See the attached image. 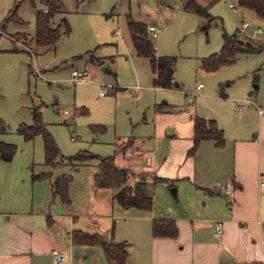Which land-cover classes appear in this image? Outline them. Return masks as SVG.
<instances>
[{
    "label": "crops",
    "instance_id": "crops-1",
    "mask_svg": "<svg viewBox=\"0 0 264 264\" xmlns=\"http://www.w3.org/2000/svg\"><path fill=\"white\" fill-rule=\"evenodd\" d=\"M14 1L0 0V52L6 54L19 50L40 54L45 48L35 45L32 40L34 34L31 36L15 28L7 31L11 23L25 24L18 13V20L8 19ZM239 8L247 11L242 13L241 22L247 17L251 23L258 22L252 23L253 26L261 27L259 23L264 26V17H257L253 11L240 5ZM39 10L42 9H35L34 17ZM66 15L62 10L56 13L54 20L60 17L56 25L63 18L67 20ZM145 24L147 27L157 26L155 22ZM117 31L120 29H116L114 35L126 45L121 31V38ZM21 33L27 35V41L16 38L15 35ZM2 37L8 38L13 47L1 44ZM258 39L241 41L264 45V37L259 36ZM263 51L264 47L260 52ZM109 60L108 57H92L91 63H97L107 73L115 75L109 68ZM174 75L175 85L163 88L154 84L155 74L151 71V86L158 90H175L178 83ZM200 84L196 86L197 91L203 88H198ZM222 92L224 96H219L226 98ZM257 102L261 103L258 97L251 101L259 114L257 136L248 135V128L239 124L230 127L228 123L229 128L226 127L217 115L197 114L193 106H176L167 94L155 98L149 116L145 110L150 106L139 105L134 121H130L132 129L119 133L114 126L111 141L107 143L109 151L103 155L92 153L101 157L113 156L115 165L126 170L125 183L115 189L96 188L93 177L99 169L98 160L74 164L63 161L54 169L46 165L47 170L39 172H35L32 166L30 184H27L30 190L26 189V182H23L26 186L22 191L17 180L12 182L9 179V188L4 191L5 186L2 187L0 182V264H54L53 249L66 255L65 264H107L98 245H75L72 234L80 231L98 235L106 242H126L113 238L115 222L119 218L116 214L121 211L119 208H135L142 214L135 218L143 221L139 232L131 230L127 237L131 242L128 243L126 264H129V249L136 243L135 238L136 241L141 240L139 246L146 250L138 264H161L165 258L171 257L169 252L174 255L171 264L264 263V223H261L264 220V108ZM194 117L217 123L225 139L222 148L205 139L192 155L188 154L193 143ZM49 172L50 178L37 181L31 178L32 173ZM62 175L71 178L68 205L63 204L52 189L51 182ZM126 187L133 191L143 187L145 193L152 196L151 210L145 214L136 207L119 205L114 195ZM160 193L168 204L171 203L170 197L177 201L178 196L180 211L171 214L170 210L164 213V210L156 208L154 196ZM157 219L174 220L178 236L175 239L153 237L152 221ZM217 221L222 226L221 235L215 233ZM89 246H98L101 251L92 250L97 256L91 261H88V255H84Z\"/></svg>",
    "mask_w": 264,
    "mask_h": 264
},
{
    "label": "rangeland",
    "instance_id": "rangeland-1",
    "mask_svg": "<svg viewBox=\"0 0 264 264\" xmlns=\"http://www.w3.org/2000/svg\"><path fill=\"white\" fill-rule=\"evenodd\" d=\"M60 1L61 10L67 13L70 33L63 35L54 47L35 55L19 50L0 52V118L7 125L0 140L17 147L10 161L0 158V182L2 187L5 186L4 191L9 188V179L17 180L23 191L30 184L32 166L35 172L48 168L44 165L41 137L24 140L17 133L19 124L32 122L31 110L37 106L41 107L46 128L65 157L79 150L101 155L108 152L107 143L111 141L114 126L119 133L130 131L133 127L130 121H134L139 105L150 106L145 110L149 116L152 103L162 94H167L176 106H193L197 114L217 115L226 127L239 124L248 128V135L257 136L259 114L251 101L258 97L261 103H257L264 108V51L239 52L235 62L212 71L200 67L202 59L220 51L223 33L234 34L243 19L242 13L247 12L239 8L237 0H196L208 9L212 21L185 9L184 0ZM230 4H234L237 11L230 8ZM37 8L45 9L41 0L23 1L17 13L25 24L11 23L7 31L15 28L33 36ZM129 17L134 21L155 22L159 27V33L151 40L157 55L176 58L174 77L178 88L175 90H158L151 86L148 61L136 56L130 42L126 26ZM58 18L53 21L55 26ZM244 19L248 20L247 17ZM259 25L264 29L262 24ZM116 29H120L126 45L114 35ZM15 36L19 40H28L25 33ZM3 43L13 47L6 37H2ZM92 57H108L109 68L115 75L107 73L97 63L93 65ZM72 70L89 74L85 79L72 82ZM199 83L203 88L197 91ZM102 87L106 93L101 96ZM221 91L226 98L219 96ZM26 189H29L28 185ZM170 198L168 204L163 194H155L154 206L164 213L168 210L171 214L179 212V197L177 201L173 196ZM119 210L113 238L129 243L127 237L131 230L139 232L143 223L135 217L142 214L135 208ZM140 212L146 214L143 210ZM136 240L129 249V264H138L144 258L146 250L139 246L141 240ZM92 250L101 252L98 246H89L84 253L88 255V261L96 259L97 253ZM169 253L171 257L161 264H171L174 255Z\"/></svg>",
    "mask_w": 264,
    "mask_h": 264
},
{
    "label": "trees",
    "instance_id": "trees-1",
    "mask_svg": "<svg viewBox=\"0 0 264 264\" xmlns=\"http://www.w3.org/2000/svg\"><path fill=\"white\" fill-rule=\"evenodd\" d=\"M25 0H15L10 11L8 19H17V10L20 4ZM45 9L39 10L35 16V33L32 38L37 47L49 49L53 47L61 35L70 32V27L65 18L53 26L54 16L62 9L60 0H41ZM80 1V0H78ZM92 1V0H88ZM241 7L247 8L254 12L257 17H264V0H238ZM184 8L192 10L201 17L209 21L213 17L209 14L207 8L201 7L194 0H184ZM131 44L136 55L146 58L149 62L151 71L155 74L154 84L163 88H170L175 85L173 80L176 58L171 56H157L155 45L149 35L147 25L140 21H134L130 18L127 23ZM223 44L219 52L204 58L200 62V67L206 71H212L222 65L235 62L236 54L239 52L262 51L264 45L246 46L239 43L233 35L223 33ZM224 96L223 92H220ZM7 125L0 118V134L5 133ZM24 140H33L40 136L43 143L44 164L54 169L63 161L68 164L75 162H87L98 160V172L94 174L93 180L98 189H115L121 187L126 181L127 172L125 169L115 165L113 156L101 157L87 151H80L74 155L64 157L51 135L47 130L42 117L41 107H33L32 122L30 124L21 123L17 127ZM211 140L217 148H222L225 143L222 129L217 126L214 120H206L200 117H194V135L193 143L188 151L192 155L198 148L202 140ZM17 147L13 144L0 140V158L3 161H10L16 153ZM51 173H32L33 181L50 178ZM70 176L62 175L54 179L52 184L53 192L59 200L68 205ZM165 181V180H162ZM114 200L123 208L136 207L143 211H150L152 208V196L143 193L139 187L136 190L124 188L114 195ZM151 233L153 237L175 239L178 236V227L172 219H157L152 221ZM72 243L75 245H98L105 257L107 264H126L128 257V243L126 242H106L98 235H88L80 231H74L72 234Z\"/></svg>",
    "mask_w": 264,
    "mask_h": 264
},
{
    "label": "built area",
    "instance_id": "built-area-1",
    "mask_svg": "<svg viewBox=\"0 0 264 264\" xmlns=\"http://www.w3.org/2000/svg\"><path fill=\"white\" fill-rule=\"evenodd\" d=\"M230 8L236 11V6L234 4H230ZM148 32L151 37H156L157 34L159 33V27L156 25H149L148 27ZM117 35L120 37V31L116 32ZM234 36L238 40H257L259 36L264 37V29L259 27V26H253L251 22L248 20L242 21L236 28ZM88 72L86 71H77V70H72L70 72L71 76V81H76L78 79H85L87 78ZM202 85L200 84L198 88H201ZM106 93V90L104 87H102V90H100L99 94L102 96ZM215 233L217 235L222 234V226L219 221L215 223ZM52 256L54 258V264H65L66 263V255L59 250L53 249L52 250Z\"/></svg>",
    "mask_w": 264,
    "mask_h": 264
},
{
    "label": "water",
    "instance_id": "water-1",
    "mask_svg": "<svg viewBox=\"0 0 264 264\" xmlns=\"http://www.w3.org/2000/svg\"><path fill=\"white\" fill-rule=\"evenodd\" d=\"M238 42H239V43H243L241 40H238ZM244 43H245L246 46H250V47L252 46L249 42H244ZM141 191H142L143 193H145V189H144L143 187H141Z\"/></svg>",
    "mask_w": 264,
    "mask_h": 264
}]
</instances>
